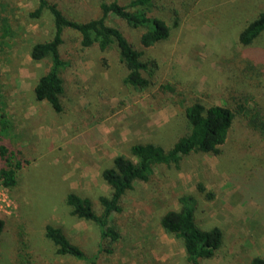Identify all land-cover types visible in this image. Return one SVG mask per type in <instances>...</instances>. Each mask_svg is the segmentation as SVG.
I'll return each mask as SVG.
<instances>
[{
  "label": "rangeland",
  "instance_id": "obj_1",
  "mask_svg": "<svg viewBox=\"0 0 264 264\" xmlns=\"http://www.w3.org/2000/svg\"><path fill=\"white\" fill-rule=\"evenodd\" d=\"M52 1L67 18L83 22L101 15L99 2L111 0ZM153 3L170 33L152 47L140 46L143 30L109 21L152 64L147 89L123 83L126 71L115 47L82 49L66 30L59 47L64 94L56 113L33 93L51 63L29 56L32 45L52 37V18L46 10L30 16L37 0H0V146L21 162L15 186L0 184V264H93L56 254L46 225L59 227L94 264H188L181 242L159 225L165 212L180 208L182 196L194 199L200 229L222 233L219 249L201 264L264 258V137L243 115H236L220 155L192 152L177 167L157 165L147 181H135L121 197V211L108 218L116 242L101 240L97 226L71 215L65 204L73 192L98 214V198L110 192L102 170L117 155L130 157L134 143L169 149L186 133L182 112L193 102L264 112V32L247 46L238 42L264 0ZM100 245L109 251H99Z\"/></svg>",
  "mask_w": 264,
  "mask_h": 264
},
{
  "label": "trees",
  "instance_id": "obj_2",
  "mask_svg": "<svg viewBox=\"0 0 264 264\" xmlns=\"http://www.w3.org/2000/svg\"><path fill=\"white\" fill-rule=\"evenodd\" d=\"M153 4V0H128L126 4H119L118 0L101 1L100 16L77 22L62 13L57 1L37 0V6L30 16L36 18L46 10L52 18L54 31L50 39L35 43L29 52L32 60L47 59L51 63L49 70L38 78L33 87L35 99L46 102L56 113L62 110L61 97L64 94V84L59 71L63 62L59 47L66 30L73 31L78 36L82 49L97 47L103 52L115 47L119 61L126 71L123 83L138 92L145 91L149 85L148 77L152 74V64L148 60H143L142 53L133 48L120 27L110 22L119 20L130 29L143 30L139 37L140 46L152 47L166 40L170 33L169 26L155 16ZM111 17L115 20L112 21ZM263 32L264 9L241 30L238 42L247 46ZM182 113L187 131L177 138L169 149H163L152 143H134L129 148L130 157L117 155L112 160V166L102 170L101 178L108 185L110 192L108 196L98 198L100 205L98 214L94 212L89 199L73 192L65 197V204L69 207L70 214L95 224L101 240L116 242L119 234L109 225V216L121 211V197L133 188L135 181H147L154 167L157 165L177 167L181 158L192 152L220 155L236 115H243L246 126L264 137V112L259 107L249 108L243 104H237L235 108L217 104L206 107L200 102H193L185 106ZM20 167L21 162L13 161L11 153L9 154L1 145L0 184L3 187L15 186ZM199 189L203 190L202 187ZM244 200L254 202L255 197ZM179 202L180 208L165 212L159 218V225L164 233L181 242L188 264H201L203 259L213 257L219 249L222 233L217 227L202 230L197 226L194 218L195 201L191 196H182ZM3 228L4 222L0 220V235ZM44 234L55 247L56 254L69 255L94 264V258L87 257L78 247L71 244L59 227L46 225ZM99 251L109 250L100 245ZM249 264H264V258L254 256Z\"/></svg>",
  "mask_w": 264,
  "mask_h": 264
}]
</instances>
